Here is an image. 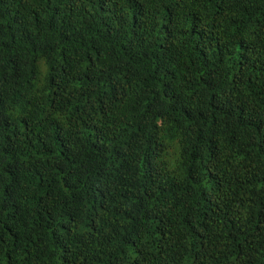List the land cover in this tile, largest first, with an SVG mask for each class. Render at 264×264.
Masks as SVG:
<instances>
[{"label": "clouds", "instance_id": "clouds-1", "mask_svg": "<svg viewBox=\"0 0 264 264\" xmlns=\"http://www.w3.org/2000/svg\"><path fill=\"white\" fill-rule=\"evenodd\" d=\"M13 12L0 264H264V0Z\"/></svg>", "mask_w": 264, "mask_h": 264}, {"label": "trees", "instance_id": "trees-1", "mask_svg": "<svg viewBox=\"0 0 264 264\" xmlns=\"http://www.w3.org/2000/svg\"><path fill=\"white\" fill-rule=\"evenodd\" d=\"M19 22H20L19 18L16 16L15 12L7 13L4 17H0V30H7L10 32L12 26L17 25ZM22 35L24 36L25 41L29 45H32L33 47H35L34 41L31 39V37L26 32H23ZM11 62L13 63V65H15L16 60L13 59ZM21 124L23 125L24 122L21 121ZM257 135H259L258 129H257ZM8 150H10V148ZM6 194H7V190H6Z\"/></svg>", "mask_w": 264, "mask_h": 264}]
</instances>
